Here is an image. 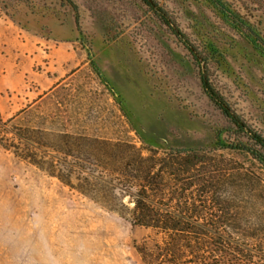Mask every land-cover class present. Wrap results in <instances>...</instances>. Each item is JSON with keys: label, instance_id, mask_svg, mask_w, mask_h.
<instances>
[{"label": "rangeland", "instance_id": "obj_1", "mask_svg": "<svg viewBox=\"0 0 264 264\" xmlns=\"http://www.w3.org/2000/svg\"><path fill=\"white\" fill-rule=\"evenodd\" d=\"M151 1L0 0V264L216 263L118 203L147 170L152 210L187 216L200 177H264L219 149L202 81L264 136V58L207 1Z\"/></svg>", "mask_w": 264, "mask_h": 264}, {"label": "trees", "instance_id": "obj_2", "mask_svg": "<svg viewBox=\"0 0 264 264\" xmlns=\"http://www.w3.org/2000/svg\"><path fill=\"white\" fill-rule=\"evenodd\" d=\"M143 1L148 6L154 7L151 0ZM205 1L227 25L237 31L264 58V37L262 36L264 0ZM243 11L255 12L258 21L251 23V19L243 15ZM159 14L161 16L160 12ZM160 18L170 26V22L165 16ZM196 61L201 65L207 59L197 57ZM202 81L205 92L229 123L227 128L217 133L219 149L245 155L264 171V136L232 111L224 97L215 90L205 76ZM233 134L237 139H231ZM188 159L186 158V162L190 161L191 164H194L195 159L200 163L203 162L197 154L188 156ZM151 176L152 171L147 170L142 180L141 176L137 175L131 181L133 185L124 189L123 197L131 196L135 206L130 209L119 200L118 205L122 212H131L133 215L145 211L155 213L156 222H158L156 227L164 230L172 239L188 242L186 248L192 252H195L194 247H196L198 254V258H196L199 261H213L216 262L215 264H264V255L260 254L256 247V242L264 241L263 176L257 175L250 169L237 167L230 174L200 177L198 184L202 190L195 197L197 199H191L193 200L194 213L190 216L180 210L183 205L189 204V201H185L182 205L183 196L178 197L176 207L165 209L163 213H160V210H152L153 202L149 200L147 186L142 184L146 183ZM205 228H208V232L211 233L206 232ZM202 235L209 236V250L208 246L206 247V244L202 243ZM200 252L207 255L199 257Z\"/></svg>", "mask_w": 264, "mask_h": 264}, {"label": "water", "instance_id": "obj_3", "mask_svg": "<svg viewBox=\"0 0 264 264\" xmlns=\"http://www.w3.org/2000/svg\"><path fill=\"white\" fill-rule=\"evenodd\" d=\"M131 201H132V198H129V200L127 202V205H130L131 204Z\"/></svg>", "mask_w": 264, "mask_h": 264}]
</instances>
